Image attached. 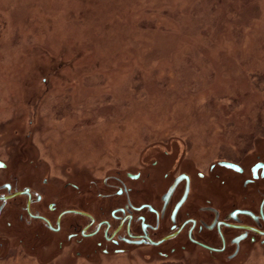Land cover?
Here are the masks:
<instances>
[{
  "label": "rangeland",
  "instance_id": "374dc122",
  "mask_svg": "<svg viewBox=\"0 0 264 264\" xmlns=\"http://www.w3.org/2000/svg\"><path fill=\"white\" fill-rule=\"evenodd\" d=\"M263 132L264 0H0V150H24L21 174L85 182L164 150L188 168ZM139 252L52 263L222 264Z\"/></svg>",
  "mask_w": 264,
  "mask_h": 264
},
{
  "label": "flooded vegetation",
  "instance_id": "af4514ba",
  "mask_svg": "<svg viewBox=\"0 0 264 264\" xmlns=\"http://www.w3.org/2000/svg\"><path fill=\"white\" fill-rule=\"evenodd\" d=\"M24 156L0 150V263L15 254L49 264L139 251L168 260L195 250L234 264L264 252V132L206 163L164 165L172 156L164 150L141 171L119 166L85 182L23 175Z\"/></svg>",
  "mask_w": 264,
  "mask_h": 264
}]
</instances>
